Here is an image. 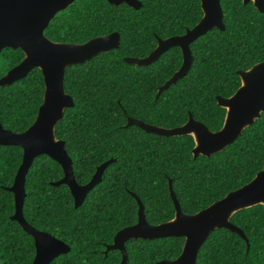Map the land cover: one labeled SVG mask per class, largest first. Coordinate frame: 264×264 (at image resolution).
<instances>
[{
	"label": "trees",
	"instance_id": "16d2710c",
	"mask_svg": "<svg viewBox=\"0 0 264 264\" xmlns=\"http://www.w3.org/2000/svg\"><path fill=\"white\" fill-rule=\"evenodd\" d=\"M141 7L112 5L108 0H75L45 29L53 42L82 44L117 32L116 49L69 66L64 89L74 105L55 127L65 142L80 185L96 168L114 159L101 181L81 206L66 184L61 165L48 155L37 156L26 174L25 219L36 229L64 241L69 252L50 264H120L122 253L108 250L116 233L138 221L136 194L152 225L175 216L169 181L185 214H195L249 183L264 169V112L224 150L194 158L191 135L161 137L138 126L129 117L164 128L185 124L189 113L211 131L222 128L226 109L217 96L228 98L241 86L238 71L264 61V12L253 2L222 0L224 30L213 29L191 44L193 64L188 73L156 98L158 88L179 70V47L163 53L150 65L129 64L126 57H146L157 38L183 35L202 18L200 0H139ZM24 58L20 49L0 53V78ZM42 71L0 85V124L13 132L26 131L43 102ZM23 149L0 145V264H32L34 239L11 219L15 212L14 183ZM231 222L249 240L221 228L213 231L199 250L196 264H264V207L236 212ZM183 237L126 242L127 264H161L182 252Z\"/></svg>",
	"mask_w": 264,
	"mask_h": 264
},
{
	"label": "water",
	"instance_id": "95a60500",
	"mask_svg": "<svg viewBox=\"0 0 264 264\" xmlns=\"http://www.w3.org/2000/svg\"><path fill=\"white\" fill-rule=\"evenodd\" d=\"M74 1L0 0V53L5 48L20 49L24 53L23 60L0 78V85H11L26 77L35 68L40 69L44 77L43 102L45 96L51 97L54 86L59 89V84L62 85V93L58 95L54 105L46 108L42 106V102L33 124L26 131L13 132L3 128L0 124V145L19 146L23 149L22 163L18 168L14 183L6 189L14 194L15 212L11 219L17 221L34 239L35 256L32 264H50L56 257L70 250L64 241L36 229L24 217L26 174L34 159L45 154L61 165L64 176L53 184H66L69 187L76 208L82 205L89 191L101 181L107 166L114 161L110 159L99 165L91 180L85 185H80L74 176L73 161L66 151L65 142L58 139L55 134V127L62 119L64 111L74 105L73 98L64 89L67 68L86 62L102 52L116 49L121 43L117 32L92 38L82 44L53 42L48 39L45 36V29L59 12L65 10ZM200 1L203 16L192 29H188L183 35L167 39L157 38L156 48L146 57H126L124 59L129 64L150 65L170 48L179 47L181 49L183 54L181 67L158 88L156 98L190 70L193 64L191 44L213 29H225L222 0ZM108 2L115 6L127 4L134 9L141 7L139 0H108ZM243 2L245 4L253 2L260 12H264V0H243ZM66 48H82L87 54L68 56L64 52ZM53 74H55V81ZM238 75L241 79V86L238 90L228 98L217 96V104L226 109L223 126L218 131H211L204 123L197 121L191 113L185 124L174 128L155 126L131 117L128 118L126 125L138 126L147 133L161 137L191 135L195 142L192 150L194 158L199 155L210 157L232 144L264 112V61L248 70L238 71ZM36 120L37 124L34 125ZM169 188L176 209L174 218L157 225L150 224L146 219L142 201L132 193L138 203V221L135 225L119 230L113 243L107 246L105 252L119 250L122 253L120 264H127L125 244L131 239L154 240L183 237L185 243L181 254L175 260H163L161 264H196L199 250L209 235L221 228L241 236L246 241L247 250L249 249V240L244 231L231 222V217L240 210L256 205L264 207V169L260 170L246 185L191 215L183 213L173 191L171 180ZM44 237L55 243H44L42 239Z\"/></svg>",
	"mask_w": 264,
	"mask_h": 264
},
{
	"label": "snow or ice",
	"instance_id": "6c2138e0",
	"mask_svg": "<svg viewBox=\"0 0 264 264\" xmlns=\"http://www.w3.org/2000/svg\"><path fill=\"white\" fill-rule=\"evenodd\" d=\"M64 52L68 56H77V55L87 54L85 52V50L82 49V48H66V49H64ZM53 80L55 81V74H53ZM60 93H62V85H61V83L59 84V89H57L54 86L53 91H52V94H51V97H46L45 96V99H44V102H43V105L42 106H45L46 108L52 107L54 105V103H55V101L58 98V95ZM46 99L48 101L47 104H46ZM40 112H41V109H40ZM37 120H36V122H35L34 125L37 124ZM34 125H33V127H34ZM42 239H43V242L46 243V244H53V243H55V241H53V240H48L47 237H44Z\"/></svg>",
	"mask_w": 264,
	"mask_h": 264
}]
</instances>
